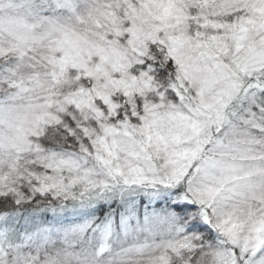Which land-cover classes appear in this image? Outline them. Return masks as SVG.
I'll list each match as a JSON object with an SVG mask.
<instances>
[{
    "label": "snow or ice",
    "instance_id": "1",
    "mask_svg": "<svg viewBox=\"0 0 264 264\" xmlns=\"http://www.w3.org/2000/svg\"><path fill=\"white\" fill-rule=\"evenodd\" d=\"M0 264H264V0H0Z\"/></svg>",
    "mask_w": 264,
    "mask_h": 264
}]
</instances>
